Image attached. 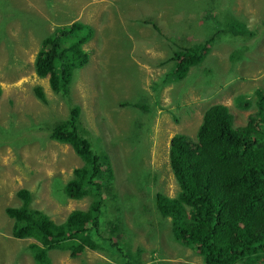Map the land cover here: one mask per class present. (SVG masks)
I'll return each mask as SVG.
<instances>
[{"label": "rangeland", "instance_id": "rangeland-1", "mask_svg": "<svg viewBox=\"0 0 264 264\" xmlns=\"http://www.w3.org/2000/svg\"><path fill=\"white\" fill-rule=\"evenodd\" d=\"M230 17L242 20L247 32H221L219 18ZM75 20L91 25L94 35L84 44L89 60L74 71L65 102L47 77L35 74L33 61L47 32ZM157 20L161 35L148 23ZM194 42L205 45L201 63L182 80L160 85L165 60ZM37 85L46 102L34 95ZM259 87L264 88V0H0V264L35 263V240L13 237V219L5 212L21 204L19 190H27L29 206L55 223L93 200L63 193L83 161L69 143L48 134L47 125L65 118L71 104L80 106L82 127L107 153L100 168L112 171L105 185L116 189L119 213L106 199V212L99 213L106 235L101 239L119 230L113 237L122 250L103 246L72 255L53 249L49 264H203L171 237L169 219L154 210V194L178 192L169 165L174 136L194 138L211 103L227 105L234 124H244L255 104L236 105L234 96L244 92L252 102Z\"/></svg>", "mask_w": 264, "mask_h": 264}, {"label": "trees", "instance_id": "trees-1", "mask_svg": "<svg viewBox=\"0 0 264 264\" xmlns=\"http://www.w3.org/2000/svg\"><path fill=\"white\" fill-rule=\"evenodd\" d=\"M148 23L161 35L158 20ZM219 24L221 32H247L243 21L234 17L224 22L219 18ZM93 35L91 25L75 20L55 26L41 38L33 61L34 72L38 77H47L49 88L67 99L65 102L70 99L74 71L89 60L84 44ZM205 53L202 42L180 46L165 60L169 62L159 75L165 79L160 85L182 80L191 66L201 63ZM34 95L47 100L39 85L35 86ZM234 101L245 108L255 104V111L244 124H234L227 105L211 103L202 113L194 138L184 133L174 136L169 165L178 192L174 196L156 192L153 198L155 212L161 219H169L171 237L201 256L203 264H234L236 260L264 263V88L255 90L252 102L244 92L235 95ZM134 106L147 109L145 104ZM80 114V106L71 104L65 118L47 126L50 138L69 143L82 159L83 164L72 170L62 191L74 199L93 197L88 208L72 210L62 222L55 223L29 206V193L24 189L17 192L21 204L5 208L13 219L12 235L35 240L30 243L34 264H49L48 253L53 249H67L72 255L86 248L104 249L103 246L122 250L120 239L113 237L118 235L117 226L112 239H101L106 235L99 213L105 214L109 200L115 206L114 212L119 213L115 204L119 198L115 188L109 190L111 184L105 185L112 181V171L100 168L107 153L82 127ZM126 142L129 144L127 138Z\"/></svg>", "mask_w": 264, "mask_h": 264}, {"label": "crops", "instance_id": "crops-1", "mask_svg": "<svg viewBox=\"0 0 264 264\" xmlns=\"http://www.w3.org/2000/svg\"><path fill=\"white\" fill-rule=\"evenodd\" d=\"M176 81H180L179 79H176Z\"/></svg>", "mask_w": 264, "mask_h": 264}, {"label": "clouds", "instance_id": "clouds-1", "mask_svg": "<svg viewBox=\"0 0 264 264\" xmlns=\"http://www.w3.org/2000/svg\"><path fill=\"white\" fill-rule=\"evenodd\" d=\"M12 233V232H11ZM13 237H15L14 235H12ZM17 238V237H16Z\"/></svg>", "mask_w": 264, "mask_h": 264}]
</instances>
